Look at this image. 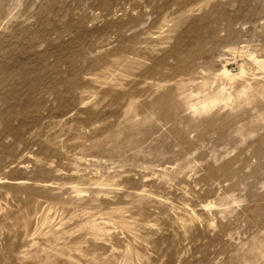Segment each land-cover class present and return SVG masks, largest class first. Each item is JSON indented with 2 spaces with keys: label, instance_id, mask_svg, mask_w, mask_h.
Listing matches in <instances>:
<instances>
[{
  "label": "rangeland",
  "instance_id": "1",
  "mask_svg": "<svg viewBox=\"0 0 264 264\" xmlns=\"http://www.w3.org/2000/svg\"><path fill=\"white\" fill-rule=\"evenodd\" d=\"M0 264H264V0H0Z\"/></svg>",
  "mask_w": 264,
  "mask_h": 264
}]
</instances>
